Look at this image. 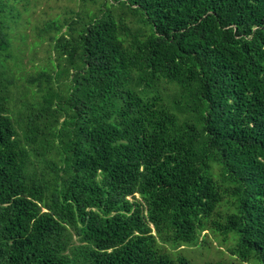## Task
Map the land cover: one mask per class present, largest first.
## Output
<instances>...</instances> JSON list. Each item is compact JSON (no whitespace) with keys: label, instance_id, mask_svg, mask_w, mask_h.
<instances>
[{"label":"trees","instance_id":"1","mask_svg":"<svg viewBox=\"0 0 264 264\" xmlns=\"http://www.w3.org/2000/svg\"><path fill=\"white\" fill-rule=\"evenodd\" d=\"M19 1L0 0V264H192L164 246L204 231L264 264V0L72 15L25 110L6 65Z\"/></svg>","mask_w":264,"mask_h":264},{"label":"rangeland","instance_id":"2","mask_svg":"<svg viewBox=\"0 0 264 264\" xmlns=\"http://www.w3.org/2000/svg\"><path fill=\"white\" fill-rule=\"evenodd\" d=\"M115 0H20L15 4L14 17L9 22L7 33L11 43L13 58L7 61L15 79L12 88L17 101V109L25 110L24 105L36 107L40 101L41 93L37 86L28 82V78L40 70L54 74L58 61L53 50L54 40L61 32L66 31L65 19L76 16L80 21L87 20L92 15H98L103 7L111 8L110 4ZM101 7V8H100ZM115 11V10H113ZM76 13V14H75ZM81 17H83L81 19ZM55 23L61 26L58 30L51 27L45 31L47 24ZM71 37V34H69ZM67 77L59 78V87L66 84ZM56 86L58 84H55ZM171 92L172 89H168ZM31 105V106H30ZM136 196H138L136 194ZM202 237L206 244L198 243L192 246H180L172 248L165 245L172 255L184 254L192 264H204L205 262H220L221 264H246L237 257L232 256L227 249L234 243L229 235L227 240L212 232H203ZM202 233V234H203Z\"/></svg>","mask_w":264,"mask_h":264}]
</instances>
